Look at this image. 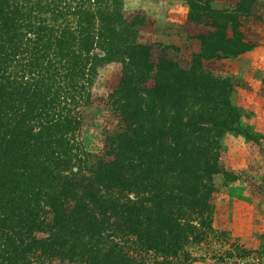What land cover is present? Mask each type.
Masks as SVG:
<instances>
[{"label":"trees","instance_id":"1","mask_svg":"<svg viewBox=\"0 0 264 264\" xmlns=\"http://www.w3.org/2000/svg\"><path fill=\"white\" fill-rule=\"evenodd\" d=\"M183 1L212 27L189 69L153 59L123 0H0V264H194L195 247L224 234L210 204L220 140L252 136L229 78L201 61L248 46L229 35L237 14ZM112 61L122 126L106 159L80 140L81 108Z\"/></svg>","mask_w":264,"mask_h":264},{"label":"rangeland","instance_id":"2","mask_svg":"<svg viewBox=\"0 0 264 264\" xmlns=\"http://www.w3.org/2000/svg\"><path fill=\"white\" fill-rule=\"evenodd\" d=\"M209 1L215 10L237 14L228 32L233 43L248 48L234 56L202 59L201 64L215 75L229 78L233 86L230 99L243 109L240 124L249 129L252 139L230 130L222 135L220 171L212 177L210 204L212 226L224 234L195 247L194 254L204 255L205 260L194 264H264V132L257 128L264 126V0ZM187 13L183 0H123L125 18L136 22L137 40L153 46V59L164 51L184 69L191 67L194 55L200 52V35L212 30ZM121 67L119 61L98 67L90 102L81 108L80 140L86 151L106 159L111 158L106 154V138L122 126L108 96L118 84ZM226 250L246 255L221 260ZM54 264L68 263L55 260Z\"/></svg>","mask_w":264,"mask_h":264},{"label":"crops","instance_id":"3","mask_svg":"<svg viewBox=\"0 0 264 264\" xmlns=\"http://www.w3.org/2000/svg\"><path fill=\"white\" fill-rule=\"evenodd\" d=\"M263 128H260V126H257L258 130H260L261 132H264V126H262Z\"/></svg>","mask_w":264,"mask_h":264}]
</instances>
